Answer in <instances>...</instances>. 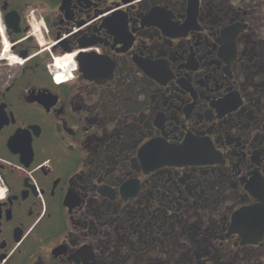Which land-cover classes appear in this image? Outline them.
Returning <instances> with one entry per match:
<instances>
[{
	"label": "flooded vegetation",
	"instance_id": "1",
	"mask_svg": "<svg viewBox=\"0 0 264 264\" xmlns=\"http://www.w3.org/2000/svg\"><path fill=\"white\" fill-rule=\"evenodd\" d=\"M0 264H264V0H0Z\"/></svg>",
	"mask_w": 264,
	"mask_h": 264
},
{
	"label": "bare ground",
	"instance_id": "2",
	"mask_svg": "<svg viewBox=\"0 0 264 264\" xmlns=\"http://www.w3.org/2000/svg\"><path fill=\"white\" fill-rule=\"evenodd\" d=\"M66 57V56H65ZM69 57V56H68ZM71 59H72V57H71ZM69 60H70V57H69ZM62 62H63V60H57V64H58V66H60V69L61 70H63V65H62ZM65 63H68L66 60H64V65H65ZM73 65V64H72ZM64 69H65V67H64ZM58 73V72H57ZM64 73V72H63ZM75 73V72H74ZM58 78H61V77H58ZM65 78V77H64ZM62 79V78H61Z\"/></svg>",
	"mask_w": 264,
	"mask_h": 264
},
{
	"label": "rangeland",
	"instance_id": "3",
	"mask_svg": "<svg viewBox=\"0 0 264 264\" xmlns=\"http://www.w3.org/2000/svg\"><path fill=\"white\" fill-rule=\"evenodd\" d=\"M65 73V72H64ZM64 73H62V75H64Z\"/></svg>",
	"mask_w": 264,
	"mask_h": 264
}]
</instances>
